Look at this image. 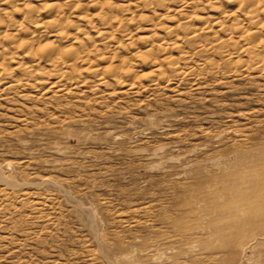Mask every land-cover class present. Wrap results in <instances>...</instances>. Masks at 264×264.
<instances>
[{"label":"rangeland","instance_id":"374dc122","mask_svg":"<svg viewBox=\"0 0 264 264\" xmlns=\"http://www.w3.org/2000/svg\"><path fill=\"white\" fill-rule=\"evenodd\" d=\"M22 1L0 4L11 11L0 13V32L17 20L21 31L38 35L26 2L42 7L40 18L47 3H62L65 30L72 33L76 27L98 32L110 16L125 17L127 10L133 23L124 38L117 25L112 28L109 50L125 73L119 83L109 72L92 81L83 66L60 91L55 77L44 76L49 66L29 76L8 54L0 59L19 78L6 81L0 74V169L13 184L0 185V264H264V63L243 71L238 58L247 60V54L236 49L228 62L218 46L226 32L235 35L232 17H242L240 1ZM107 1L119 10L110 12ZM182 14L191 19L177 21ZM201 15L220 24H206ZM166 27L179 35L164 39ZM194 28L197 37L184 36ZM2 36L6 52L31 60ZM151 38L183 39L177 46L185 55L176 47L159 58L181 56L183 70L196 68H190L194 76L187 67L176 75L167 64L150 72L135 52ZM95 58L93 66L103 67ZM132 63L149 75L125 76ZM66 67L60 70L68 73Z\"/></svg>","mask_w":264,"mask_h":264},{"label":"bare ground","instance_id":"6f19581e","mask_svg":"<svg viewBox=\"0 0 264 264\" xmlns=\"http://www.w3.org/2000/svg\"><path fill=\"white\" fill-rule=\"evenodd\" d=\"M21 0H0V4L1 5H8V6H13V5H16V3H19ZM24 1L25 0H23L22 1V3H21V5L24 3ZM73 1V0H72ZM88 1H90V2H95V0H88ZM159 1V0H158ZM161 1V0H160ZM196 1V0H195ZM237 1V0H236ZM240 1V3L239 4H241V10H242V12H243V14H242V17H238V16H235V17H238V18H236L235 19V17H232V18H234V21H233V23L231 24L232 25V27L234 28V34L235 35H230L229 37L226 35V33L224 34L223 32V34L224 35H226V38L227 39H225V38H223V37H225L224 35H223V37L221 36V35H218V37L219 36H221V38L218 40V41H220L221 39H222V41L220 42V44H218V46L219 45H221L220 46V48H221V54H222V57L224 56V57H228L227 59H228V62H229V60H230V62H234V55H235V50L237 49L238 51L239 50H241L242 51V53L244 52L245 53V55L247 54V60L245 59V58H243L242 60L241 59H239L238 58V60H240V61H243V62H241V65L242 66H239V68L241 67V69H242V67H243V69H244V67L246 66V67H248V66H250V65H252V64H255V63H257V62H259V61H263L262 63H264V0H239ZM71 2V1H70ZM107 2H109V1H107ZM139 2V1H138ZM186 2V1H185ZM27 3V4H26ZM25 4H23L24 6V9H26L25 11H28V13L27 14H29V24H31V23H34V25H35V27H36V29L38 28V35H37V33H36V35L35 34H33V32H30L29 30V32L31 33H28V31H27V29H22V31L20 30V28L18 27V23L20 22V24L22 23L21 21H18L17 22V20H12V22H11V24H9V25H7L6 24V30H4V31H2V32H0V36H2V39H6L7 41H9V43L8 44H10L9 46H14V48H17V49H19V50H22L23 49V51L22 52H24V54H25V56H30V58L28 57V59L30 60V61H22L21 60V58H23L22 57V53L20 54V55H18V53L16 52V54H15V52L14 53H11V51L12 50H10L8 47V49L10 50H8L9 51V53L8 52H6V47L5 48H2V46H0V59H2V58H4L5 57V55H9V57H7L8 59H10V62H11V64L12 63H15V65H18V67L16 66V67H14V68H17V69H20V70H23V72H25L27 75H29V74H31L32 72H34L35 70H38L39 69V65H41V66H45V65H47V66H49V69H47V71L46 72H44V70H43V72H44V76L45 75H48L49 77L51 76V77H55V81H54V83H53V87H54V85H57L58 86V90L60 89V91H63L62 89H67L69 86L68 85H70V84H68V82H69V77L71 76L70 74H71V72H73V73H76V74H81V68L84 66L85 67V69L84 70H87V72L88 73H91L90 75H91V77H92V79L89 77V81H88V79L86 80V82L88 81V83H90L91 82V80L93 81L94 79V77L96 78V79H98L99 77H101V75H102V78H101V80L102 79H104V77H103V75L105 76V75H107V77H108V75L109 74H105V73H110V75H111V77H112V79L115 81V82H117V83H119L120 82V75H122V73H121V69H120V64H118L117 62V64H114L115 62H114V59L117 57L116 56V53H115V51H111V50H109V49H111V47H110V43L112 42V39L114 38V36L115 35H113V37H112V28H114V25H117V27L120 29V31H121V35H120V37H122V38H124L125 36H128V34H129V29L131 28V25H132V23H133V19H132V17H130L129 16V14H128V10H127V12H126V10L125 9H122L124 12H126V14H125V17H118L117 15L116 16H110V18L107 20V21H105L104 23H103V28L101 29L100 28V30L97 32H95V33H92V32H90V31H88V30H83V28L81 29V28H79V27H76V28H74L75 29V32H68V31H66L65 29H70L68 26H67V28H65L66 27V24H68V22L66 23V21H64L65 19L63 18V16H64V12H65V14H66V9H65V7L66 6H64V5H62V3L60 4V3H57V2H53V3H47L46 4V8H44V10L45 9H47V13L44 15V17H41L40 18V16H42V14H43V12H42V10H41V8L39 9L37 6H35V5H32V4H29L28 2H26ZM110 4H107V5H109L110 6V12H112L111 10L113 9V10H115L116 8H118L119 6H117V5H114V3L115 2H109ZM111 3H113V4H111ZM161 3V2H160ZM187 3H193V2H187ZM187 3H186V5H187ZM197 3V2H196ZM210 3V2H209ZM162 4H164V3H162ZM17 5H19V4H17ZM17 5H16V7H17ZM65 5H66V3H65ZM120 5H123V4H120ZM160 5V4H159ZM181 5V4H180ZM191 5H193V4H191ZM136 6V5H135ZM45 7V6H44ZM123 7H125L124 5H123ZM137 7V6H136ZM162 7V6H161ZM188 7V6H187ZM190 7H192V6H190ZM125 8H127V7H125ZM147 8V7H146ZM15 9V8H14ZM18 9V8H17ZM23 9V10H24ZM128 9V8H127ZM134 9V8H133ZM149 9V8H148ZM163 9H165V8H163ZM5 9H1L0 8V13L2 12V13H4V15L5 16H10V13H11V11L9 12V11H4ZM6 10H8L7 8H6ZM118 10H119V8H118ZM121 10V11H122ZM168 10V9H167ZM175 10V9H174ZM13 11V10H12ZM190 11V10H189ZM193 11V10H192ZM239 11H240V7H239ZM45 12V11H44ZM157 12V11H156ZM182 12H184V11H182ZM182 12H180V14L182 13ZM22 13V12H21ZM26 13V12H25ZM56 13V14H55ZM114 13H116V12H114ZM123 13V12H122ZM179 13V12H178ZM218 13H220V12H218ZM55 14V15H54ZM119 14V13H118ZM135 14V13H134ZM155 14H157V13H155ZM161 14V13H160ZM163 14V13H162ZM161 14V15H162ZM4 15H3V17H4ZM82 15V14H81ZM81 15H80V17H81ZM168 15V14H167ZM166 15V16H167ZM183 16H185V17H181L180 18V16H179V19L177 20V21H181V20H184V23H185V21H187V20H190L191 19V15L189 16L188 14L187 15H184V14H182ZM195 15V14H194ZM220 15H221V13H220ZM223 15H224V13H223ZM122 16V15H121ZM132 16V15H131ZM145 16V15H144ZM165 16V15H164ZM169 16V15H168ZM174 16H176V15H174ZM178 16V15H177ZM227 16V15H226ZM232 16V15H231ZM27 17V18H28ZM66 17V16H65ZM85 17H86V15H85ZM204 16H202L201 15V18L203 19V20H205V22L204 23H208V22H211V24L212 23H219V18H209V17H204ZM218 17V16H217ZM1 18V17H0ZM5 18V17H4ZM26 18V17H25ZM31 18V19H30ZM82 18V17H81ZM101 18V17H100ZM134 18V17H133ZM196 18H197V16H196ZM227 18H228V16H227ZM83 19V18H82ZM87 19V18H86ZM221 19H222V17H221ZM229 19H230V17H229ZM68 20V19H67ZM100 20H103V19H100ZM232 20V19H231ZM232 22V21H231ZM230 22V23H231ZM1 23H2V21H0V25H1ZM187 23V22H186ZM189 23V22H188ZM73 23L71 22V25H72ZM177 25H178V23H176ZM181 24H182V22H181ZM220 24V23H219ZM74 25V24H73ZM183 25V24H182ZM210 25V24H209ZM213 25V24H212ZM224 26H225V24H223ZM23 26V25H22ZM90 26H91V24H90ZM171 26V25H170ZM174 26V25H173ZM172 26V27H173ZM176 26V25H175ZM174 26V27H175ZM179 26H181L180 24H179ZM189 26V25H188ZM208 26V25H207ZM2 27V26H1ZM28 27V26H27ZM30 27V26H29ZM71 27V26H70ZM74 27V26H73ZM135 27V26H134ZM209 27V26H208ZM218 28H220L219 26H217ZM227 27V26H226ZM4 28V27H3ZM22 28V27H21ZM25 28V27H24ZM167 29H166V31H165V37H164V39L165 38H167V37H170V36H172V35H175V37L177 36V35H179V34H175L174 32H175V29L176 28H171V27H166ZM178 28V27H177ZM196 28V27H195ZM195 28H194V31H184V32H186V34L184 35L185 37H189V39H190V37H191V39H192V37H194L196 34H195ZM198 28V27H197ZM205 28V27H204ZM210 28V27H209ZM224 28V27H223ZM228 28V27H227ZM230 28V27H229ZM73 29V30H74ZM114 30H115V28H114ZM193 30V29H192ZM71 31V30H70ZM117 31V30H116ZM207 31V30H206ZM200 32V31H199ZM179 33V32H178ZM222 33H219V34H222ZM160 34V33H159ZM230 34V33H229ZM163 35V34H162ZM202 35V34H201ZM164 36V35H163ZM162 36V37H163ZM167 36V37H166ZM199 36H200V34H199ZM185 37H183L184 39H185ZM195 37H197V36H195ZM126 38H128V37H126ZM125 38V39H126ZM147 38V40L149 39L148 37H146ZM171 38V37H170ZM169 38V39H170ZM172 38H173V36H172ZM115 39V38H114ZM161 39V40H160ZM160 39H156V40H154V39H152L151 38V41H148V42H146L145 41V44L147 43V45H145V46H147L146 48H145V50H139L138 52H135L134 54L137 56V59H138V61L140 60V59H142L144 62L143 63H145V65H146V67L149 69V71L151 72V70L150 69H156V68H158L159 66H160V68H161V66L163 65V64H167L168 66H171L170 68L172 69L171 71H173L174 70V72H175V74L177 75L178 73H176V72H179V73H181L180 75L182 76V74H183V71H186V67L191 71V69L190 68H192L193 66H191V67H188V66H186L185 68H184V70H183V68L181 67V65H182V61H181V56L180 57H178V56H172V55H170V56H165L164 58L162 57V58H159V57H161L162 55H164V53L168 50V49H177L178 48V46H179V43H180V46H181V42L183 41V39H182V41L180 42V41H178L176 38H175V42H172L171 40H169V43L166 41V40H164V39H162V38H160ZM0 40H1V38H0ZM165 42H164V41ZM168 40V39H167ZM181 40V39H180ZM212 40V39H211ZM117 41H119V40H117ZM177 41H178V43H177ZM184 41H187L186 39L184 40ZM183 41V42H184ZM171 42V43H170ZM188 42V41H187ZM1 43H3V41H1ZM0 43V44H1ZM5 43V42H4ZM3 43V44H4ZM98 43H102V47L101 48H99L98 47ZM119 43V42H118ZM117 43V44H118ZM3 44H1V45H3ZM6 44V43H5ZM177 44H178V46H177ZM204 44V43H203ZM205 45V44H204ZM6 46H8V45H6ZM143 46V45H142ZM141 46V47H142ZM207 46H208V44H207ZM235 47L234 49L232 48V47ZM113 47V46H112ZM144 47V46H143ZM177 47V48H176ZM182 47V46H181ZM21 48V49H20ZM202 48V47H201ZM232 48V49H231ZM12 49V48H11ZM114 49V48H113ZM143 49V48H142ZM208 49H210V48H208ZM207 50V49H206ZM233 50H234V52H233ZM178 53H180L181 51H182V49L181 50H179V48H178ZM240 51V52H241ZM174 52V51H173ZM239 52V53H240ZM182 55H185L184 54V52L182 51ZM199 53V52H198ZM236 53H237V51H236ZM238 53V54H239ZM166 54V53H165ZM169 54H170V52H169ZM191 54V53H190ZM7 55V56H8ZM167 55V54H166ZM177 55V54H176ZM180 55H181V53H180ZM200 55V54H199ZM211 55H212V52H211ZM243 56V55H242ZM94 57H96L95 58V61H98V62H101L102 61V63L104 64V66L103 67H101L102 65H95V66H93L94 64H92V63H94V61H93V58ZM184 57H186V56H184ZM200 57V56H199ZM240 57V56H239ZM246 57V56H245ZM6 58V59H7ZM130 58V57H129ZM183 58V57H182ZM187 58H188V56H187ZM6 59H4V62L6 63V62H8V60L7 61H5ZM27 59V58H26ZM190 59V58H189ZM205 59V58H204ZM237 59V58H236ZM235 59V60H236ZM141 60V61H142ZM183 60H185L184 58H183ZM188 60V59H187ZM208 59H206V62H209L210 60H208ZM2 61H3V59H2ZM118 61V60H117ZM124 61H126V58H125V60ZM127 61H128V59H127ZM189 61V60H188ZM187 61V62H188ZM199 61V60H198ZM224 61V60H223ZM240 61H239V64H240ZM114 62V63H113ZM136 62V61H135ZM185 62V61H184ZM183 62V63H184ZM190 62V61H189ZM205 62V63H206ZM122 63V62H121ZM124 63V62H123ZM142 63V64H143ZM205 63H204V65H205ZM236 64H237V62H235ZM262 63H260V65L262 64ZM1 64H2V66H4L3 68H2V66L0 65V74H3V73H5V75H6V81L9 79V81H10V79L12 78V76H15L14 75V73H13V75L12 74H10V73H12V72H15V74L17 75L18 73H16L17 71H12V72H10V71H8L7 69H6V66L5 65H3V62H1ZM127 64V63H126ZM186 64V63H185ZM201 63H199L198 65H200ZM210 64V63H209ZM212 64V63H211ZM6 65H7V63H6ZM13 65V64H12ZM63 65L64 66H66L67 65V67L69 68L68 70H67V72L68 73H64V72H62L60 69H62V67H63ZM125 65V64H124ZM123 65V66H124ZM137 64H135V63H132L131 65L129 64V66L128 67H126L125 68V70H127V72H126V75L125 76H128V78L129 77H139V78H141V77H145V76H147V75H149V74H147V73H143V71L142 70H140V67L141 66H136ZM166 65V66H167ZM184 65V64H183ZM189 65V64H188ZM190 65H192L191 63H190ZM206 65H207V63H206ZM235 65V64H234ZM256 65V64H255ZM260 65H258V66H260ZM262 65H264V64H262ZM38 66V69H36V67ZM41 66H40V68H41ZM166 66H164V68L166 67ZM201 66V65H200ZM203 66V65H202ZM236 66H238V64L236 65ZM235 66V67H236ZM254 65H252L251 67H253ZM10 67V66H9ZM42 67V68H43ZM67 67H66V69H67ZM83 67V68H84ZM122 67V66H121ZM211 67V66H210ZM255 67V66H254ZM11 68V67H10ZM42 68H41V70H42ZM48 68V67H47ZM159 68V69H160ZM167 68V67H166ZM193 68H195V67H193ZM198 68V67H197ZM208 68V67H207ZM215 68V67H214ZM249 68V67H248ZM255 68H258L257 66L255 67ZM254 68V69H255ZM13 69V68H12ZM163 69V68H162ZM162 69H160V70H162ZM196 69V68H195ZM232 69V68H231ZM246 69L247 68H245L243 71H246ZM65 70V69H64ZM122 70H123V68H122ZM183 70V71H182ZM218 70V69H217ZM216 70V71H217ZM240 70V69H239ZM251 70V69H250ZM249 69H248V71H250ZM159 71V70H158ZM162 71H164V69L162 70ZM188 71V70H187ZM196 71V70H195ZM242 71V70H241ZM22 72V73H23ZM43 72L42 73H40L41 75L43 74ZM145 72H146V70H145ZM149 72V73H150ZM154 72V71H153ZM153 72H152V75H153ZM174 72H172V73H174ZM189 72V71H188ZM191 72H193L192 74H191V76L194 74V69L191 71ZM190 72V73H191ZM257 72H258V70H257ZM8 73V74H7ZM25 73H24V75H25ZM127 73L130 75H127ZM162 73V72H161ZM33 74V73H32ZM75 74V75H76ZM123 74H125V73H123ZM160 74V73H159ZM165 74V73H164ZM163 73H162V77H164V79L166 78L165 77V75H164ZM184 74H186V72H184ZM12 75V76H11ZM70 75V76H69ZM83 75H85V73H83ZM82 75V76H83ZM88 75V74H87ZM87 75H86V78H87ZM156 75H158L157 73H156ZM164 75V76H163ZM188 75V74H187ZM187 75H185L186 77H187ZM190 75V74H189ZM197 74H195V76H196ZM30 76V75H29ZM33 76V75H32ZM37 76V75H36ZM40 76V75H39ZM48 76H46V78L48 77ZM77 76V75H76ZM184 76V75H183ZM194 76V75H193ZM205 76V75H204ZM72 77H74V74H73V76ZM106 77V76H105ZM106 77V78H107ZM151 77V76H150ZM153 77V76H152ZM159 77H161V76H159ZM188 77H190V76H188ZM203 77V76H202ZM15 78H16V76H15ZM42 78V77H41ZM44 78V77H43ZM84 78H85V76H84ZM105 78V79H106ZM226 78V77H225ZM233 78V77H232ZM13 79V78H12ZM19 78H17V80H18ZM27 79V81H28V79H29V81H30V78H26ZM45 79V78H44ZM71 79V78H70ZM76 79H77V77H76ZM75 79V80H76ZM78 79H81L80 77L78 78ZM91 79V80H90ZM162 79V78H161ZM183 79H184V77H183ZM189 79V78H188ZM4 80V79H3ZM13 80H15V81H17L16 79H13ZM37 80V79H36ZM47 80V79H46ZM46 80H45V82H46ZM119 80V81H118ZM147 80V79H146ZM170 80V79H169ZM185 80V79H184ZM192 80V79H191ZM8 81V82H9ZM19 81V80H18ZM17 81V82H18ZM41 81L42 82H44L42 79H41ZM52 81V80H51ZM72 81V83L74 82V80H71ZM77 81V80H76ZM79 81V80H78ZM81 82L83 81L82 79L80 80ZM79 81V82H80ZM103 81H105V80H103ZM103 81H101V82H103ZM134 81V80H133ZM140 81V80H139ZM138 80H137V82H139ZM162 81H164V80H162ZM204 81V80H203ZM227 81V80H226ZM16 82V83H17ZM31 82V81H30ZM27 83V84H29L30 85V87L31 86H33V85H35V84H33V83ZM38 82V81H37ZM84 82V81H83ZM82 82V83H83ZM96 82H98V80H96ZM95 82V83H96ZM99 82H100V80H99ZM123 82V81H122ZM126 82H128V81H126ZM136 82V81H135ZM189 82V81H188ZM13 83V82H12ZM51 83V84H52ZM74 83H76V82H74ZM85 83V82H84ZM104 83V82H103ZM116 83V84H117ZM140 84H142V82H139ZM151 83V82H150ZM153 83V82H152ZM187 83V82H186ZM194 83V82H193ZM26 84V85H27ZM31 84H33V85H31ZM39 84H41V86H42V84L43 83H41V82H39ZM121 84V83H120ZM123 84V83H122ZM140 84H139V86H140ZM154 84H156V83H154ZM158 84V83H157ZM156 84V85H157ZM196 84H197V82H196ZM12 85V84H11ZM37 85V84H36ZM35 85V86H36ZM75 85H78V84H75ZM86 85V84H85ZM111 85V84H110ZM133 84H131V85H129L130 86V90H131V88H133V90H134V88L135 87H131ZM135 85V84H134ZM133 85V86H134ZM143 85V84H142ZM151 85V84H150ZM153 85V84H152ZM155 85V86H156ZM192 85V84H191ZM204 85V84H203ZM202 85V86H203ZM38 86V85H37ZM56 86V87H57ZM74 86V85H73ZM83 86H84V84H83ZM104 86V85H103ZM123 86H125V85H123ZM135 86H137V85H135ZM146 86V85H145ZM197 86H198V84H197ZM46 87H48V85L46 86ZM46 87H44V88H46ZM50 87V86H49ZM52 87V86H51ZM53 87L50 89V90H52L53 89ZM55 87V88H56ZM116 87V86H115ZM120 87H121V85H120ZM128 87V86H127ZM141 87V86H140ZM154 87V86H153ZM158 87V86H157ZM28 88V87H27ZM71 88L72 87H70V90H71ZM106 88V87H105ZM124 88V87H123ZM192 88H194V87H192ZM16 89V88H15ZM40 89V88H39ZM49 89L47 88L46 90L47 91H49ZM95 89V88H94ZM141 89V88H140ZM139 89V90H140ZM41 90H44V89H41ZM57 90V91H58ZM138 90V89H137ZM138 90V91H139ZM158 90V89H157ZM54 91V90H53ZM52 91V92H53ZM69 91V90H68ZM79 91V90H78ZM121 91V90H120ZM129 90L127 89L126 90V92L125 93H127ZM138 91H137V93H138ZM19 93V92H18ZM41 93H42V91H41ZM44 93V92H43ZM60 93V92H59ZM63 93V92H62ZM70 93H71V91H70ZM94 93V92H93ZM133 93V92H132ZM6 94V93H5ZM55 94H57L56 92H55ZM66 94V93H65ZM129 94V93H128ZM140 94V93H139ZM48 95V94H47ZM122 95V94H121ZM125 96V95H124ZM123 96V97H124ZM86 97V96H85ZM88 97V96H87ZM94 97H95V95H94ZM23 98V97H22ZM121 98V97H120ZM11 99V98H10ZM178 99H180V98H178ZM99 100V99H98ZM137 100V99H136ZM114 101V100H113ZM93 102V101H92ZM116 102V101H115ZM118 102V101H117ZM91 103V102H90ZM112 107V106H111ZM248 112V111H247ZM1 115V114H0ZM27 117V116H26ZM18 119V118H17ZM260 120V119H259ZM24 122V121H23ZM202 133V132H201ZM209 134V133H208ZM196 136V135H195ZM246 158V157H245ZM9 162V161H8ZM17 163V162H16ZM47 181V180H46ZM5 184V186H7V184L8 185H13L12 184V181H10L9 179H7L3 174H2V171H1V169H0V185H4ZM15 184V183H14ZM23 184V183H22ZM45 184V183H44ZM17 185V184H16ZM15 185V186H16ZM10 187V186H9ZM3 188H4V186H3ZM8 188V187H7ZM5 190V189H4ZM3 191V190H2ZM8 191V190H7ZM6 192V191H5ZM79 196V195H78ZM37 203V202H36ZM254 207V206H253ZM35 208V207H34ZM259 210V209H258ZM21 211V210H20ZM260 215V214H259ZM14 220V219H13ZM8 235V234H7ZM58 236V235H57ZM33 237V236H32ZM34 239V238H33Z\"/></svg>","mask_w":264,"mask_h":264}]
</instances>
